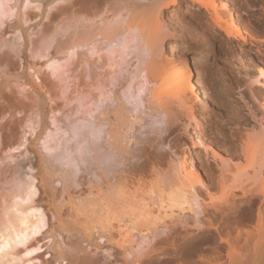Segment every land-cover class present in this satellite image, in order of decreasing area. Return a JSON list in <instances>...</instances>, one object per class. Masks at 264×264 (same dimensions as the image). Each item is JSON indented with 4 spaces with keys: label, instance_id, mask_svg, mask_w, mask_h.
<instances>
[{
    "label": "bare ground",
    "instance_id": "6f19581e",
    "mask_svg": "<svg viewBox=\"0 0 264 264\" xmlns=\"http://www.w3.org/2000/svg\"><path fill=\"white\" fill-rule=\"evenodd\" d=\"M28 1L21 0L20 3L25 6ZM52 1L47 0L46 5ZM16 2L0 0V36L6 33V28L2 29L4 18L12 15ZM113 2L116 5L112 9L110 20L94 29L90 23L94 17H99L98 12H64L70 17L64 22V29L60 30V26L55 25L53 29L42 31L44 33L41 34L38 48L48 49L55 36L65 31L67 39L61 50L64 57L69 58L79 48L84 56L96 50L103 51L106 56H110L104 55L103 60L108 62L110 59V63L115 64V69L107 80L114 89L107 95L100 93L93 101L92 110L86 113L78 111L80 103L61 116H57L56 111L51 108L45 113L42 101H38L35 120L26 121L28 131L22 132L17 147L24 144L26 132L32 133L39 121L42 128L35 140L39 145H36L38 154L44 162L46 180L52 190V200L65 199L70 202L73 199L72 202L77 201L82 205L90 200L85 195V180L90 178L94 181L97 189L92 213L96 217V223L92 224L91 233L94 234L95 245L104 244L115 235L116 241L113 242L123 251L125 263L136 264L146 246L152 245L157 232L163 234L168 230L166 224L156 225L152 223L154 221L150 222L152 225L145 224L144 220L147 218L161 220L167 209H187L193 212L194 225L199 229L204 226L200 217L204 218L209 213V208L222 215L237 208L238 203H243V206L250 209L254 201L264 202V172H261L264 168V131L253 135L245 141V147L240 149L239 157L245 159L246 165L252 167L253 172L240 170L237 167H242L239 165L241 161L236 162L238 164L232 183L227 187L223 185L225 192L222 206L204 201L197 186L200 185L209 192L208 187L201 180L199 165L187 154L172 158L168 171L159 174L148 190L140 187L124 189L122 173H130L135 166L152 163L155 159V153L150 156L143 152L144 143L151 140L149 143L154 150L165 145L159 136L166 130V125H170L173 110L180 108L187 111L188 121L192 123L188 122L185 126L196 130L193 106L209 103L206 92L201 89L200 75L198 72L195 75L192 73L186 58L180 60L178 65H169L161 59L164 41L169 38L176 40L178 36L165 17L166 10L173 7L174 12L182 9V12L184 10V13L190 12L194 16L206 15L207 18L201 21L206 26H212L211 37H219L222 32L224 44H230L229 49L233 52L238 43L241 45L237 48H241L247 39L242 34L243 29L233 0ZM19 18L17 23H20ZM76 26H82V31L75 32L73 29ZM8 27L12 31L18 29L17 25ZM16 39H19L17 34ZM261 39L255 40L254 45L255 51L263 56L264 50L260 49L259 44H264V39ZM241 54H244L242 50L239 55ZM58 61L59 58L56 59L53 55L48 64L54 72L60 69ZM254 77L251 82L254 83L253 87L260 86L264 90L263 66H256ZM168 90L171 93H166ZM199 133V130L195 131V137L192 136L193 145L198 142L203 146L204 157L209 158L210 153L215 158L220 157V152L216 149L205 146ZM150 135H153L152 139L147 140ZM220 162L226 168L230 163H235L230 156ZM20 166L23 168L24 165ZM30 179H21L22 182H17L11 189V194L9 192L2 199L0 264H30L34 261L40 264H69L72 254L86 248L82 245L85 233L82 232L81 235L78 233L80 230L65 223L64 218L67 217L69 208L51 212V217L57 223L54 222L56 226L51 223L53 234L44 235L42 231L49 223L48 214L52 210L34 201L37 190ZM235 191H239L240 195L236 196ZM137 197L142 203L135 200ZM153 206H156L155 210L152 209ZM207 219L209 227L217 230L208 217ZM263 221L264 211L259 207L256 213V231L244 228L242 233L235 226L236 234L232 241L229 230L224 234L217 230L218 240L228 246L227 264H242L240 259L244 257V253L237 250L236 245H260L259 231ZM113 223L116 225L113 226ZM49 237L56 238L58 245L49 247L56 250L57 257L45 259L44 253L40 252V241L49 240Z\"/></svg>",
    "mask_w": 264,
    "mask_h": 264
},
{
    "label": "rangeland",
    "instance_id": "374dc122",
    "mask_svg": "<svg viewBox=\"0 0 264 264\" xmlns=\"http://www.w3.org/2000/svg\"><path fill=\"white\" fill-rule=\"evenodd\" d=\"M16 1L17 6L12 15L4 18L2 29L6 28V33L0 36V212L2 199L9 192L11 194L14 185L22 182L23 178H31L37 190L34 201L52 210L48 214L49 223L42 233L53 234L51 223H57L51 217L53 210L64 211L69 208L67 211L71 215L67 212V217L63 216L65 223L77 231L80 230L78 233L81 235L82 232L85 233L82 245L86 248L72 254L69 264H128L125 263L123 251L113 242L116 241L115 235L110 237L108 242L95 245L94 234L91 233V226L96 223V217L92 213L97 189L94 181L86 178L83 186L86 189L85 195H88L90 200L82 205L77 201L72 202L73 199L69 200L70 202L65 199L52 200V190L46 180L44 162L38 154L39 145L35 140L42 128L39 121L32 133L26 132L24 144L17 147L22 132L28 131L26 121L35 120L38 101H42L45 113L51 108L56 111L57 116H61L78 103V111L86 113L92 110L93 101L100 93L107 95L114 89L107 80L112 75L115 64L110 63V59L108 62L103 60L106 56L103 51L93 50L94 52H89L90 55L84 56L79 48L69 58L64 57L61 50L63 42L67 39L65 31L55 36L48 49L38 47L42 39L41 34L44 33L42 31L53 29L55 25L60 26V30L64 29V22L70 19L64 12H98L99 17H94L90 23L94 29L110 20L116 3L113 0H53L46 5L47 0H29L23 6L21 0ZM233 2L243 29L242 34L247 39L242 49L237 48L241 45L238 43L234 52L229 49L230 44H224L222 32L219 37H211L212 26L202 23L207 18L205 14L204 17L194 16L190 12H182V9L174 12L173 7L166 10L165 17L178 36L176 40L169 38L164 41L161 59L169 65H178L180 60L186 58L192 73L195 75V72H198L200 75L201 89L206 92L209 103L193 106V116L197 121L196 130L185 126L188 122L192 123L188 121L187 111L180 108L173 110L170 125H166V130L159 136L165 145L154 150L149 143L151 140L144 143L143 152L150 156L155 153V159L152 163L135 166L130 173H122L124 189L140 187L148 190L159 174L168 171L172 158L187 154L199 165L201 180L208 187L209 192L204 187L197 186L204 201L222 206L224 186L232 183L237 164L241 161L239 165L242 167L237 168L253 172L252 167L246 165L245 159L239 155L240 149L246 145L245 141L264 131V90L260 86L253 87L254 83H251L255 78L256 66L264 67V55L256 52L254 45L258 39H264V0ZM18 18L20 23L16 22ZM8 25H17L18 29L12 31ZM81 27L76 26L73 30L82 31ZM16 34L19 39H16ZM259 47L264 50V44H259ZM240 50L244 54L239 55ZM53 55L56 59L59 58L58 72H54L48 65ZM89 65L92 67L89 68ZM198 130L205 146L216 149L220 152V157L215 158L211 153L209 158L204 157L203 146L198 142L193 145L192 136L195 137V131ZM152 137L153 135H150L147 140ZM227 156L235 162L230 163L228 168L220 162L226 160ZM20 165H24L23 168ZM261 172H264V168ZM63 194L66 197V194ZM235 194L239 196L240 192L235 191ZM135 200L142 203L139 197ZM259 207L264 211V202L256 200L250 209L243 206V203H238L237 208L222 215L209 208V213H206L204 218L200 217L204 226L199 229L194 225L193 212L187 209H167L161 220L147 218L144 220L145 224H166L168 230L163 234L157 232L152 245L146 246L136 264H227L228 246L218 240V231L224 234L229 230L232 241L236 234L235 226L242 233L244 228L254 232ZM152 209L155 210L156 206ZM207 217L218 231L209 227ZM151 221L154 222L150 223ZM115 225L113 223V226ZM259 238L260 245L255 247L236 245V249L244 253V257L240 259L242 264L264 263V221ZM40 245V252L44 253L45 259L57 257L56 250L49 247L58 245L55 237L42 239ZM30 264L40 263L34 261Z\"/></svg>",
    "mask_w": 264,
    "mask_h": 264
}]
</instances>
